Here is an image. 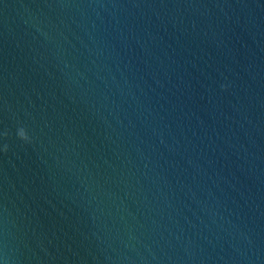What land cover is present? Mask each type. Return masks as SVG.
Here are the masks:
<instances>
[{"label": "water", "instance_id": "water-1", "mask_svg": "<svg viewBox=\"0 0 264 264\" xmlns=\"http://www.w3.org/2000/svg\"><path fill=\"white\" fill-rule=\"evenodd\" d=\"M0 264H264V0H0Z\"/></svg>", "mask_w": 264, "mask_h": 264}]
</instances>
